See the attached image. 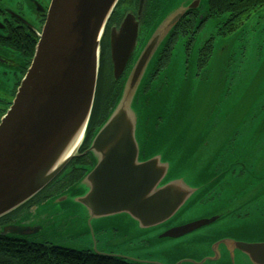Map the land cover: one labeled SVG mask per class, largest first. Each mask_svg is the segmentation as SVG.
<instances>
[{
	"label": "rangeland",
	"instance_id": "374dc122",
	"mask_svg": "<svg viewBox=\"0 0 264 264\" xmlns=\"http://www.w3.org/2000/svg\"><path fill=\"white\" fill-rule=\"evenodd\" d=\"M205 3L203 0L199 7L202 15ZM189 5L190 0L160 3V8L150 14V23L140 31L125 75L159 21ZM224 22V17L210 18L198 26L196 34L178 36L168 59L158 64L168 37L152 58L131 109L137 116L136 138L142 150L139 160H158L169 170L165 183L180 182L198 189L197 197L167 222L143 228L127 214L93 218L77 200L86 187L66 190L40 203L24 220L19 217L27 209L13 215L18 222L12 225L36 231L17 235L20 239L131 258L142 264H194L201 258L192 259V252L206 246L199 241L201 237L231 234L249 241L264 237V214L253 205L264 201V7L220 36ZM188 38H192L190 43ZM210 38L211 56L205 61L207 52L200 54V50ZM107 52L101 83L103 78H113ZM14 71L6 68L7 77L0 76L2 90L12 86ZM97 104L96 121L106 113L103 101ZM209 197H215L216 203L210 208L198 206V201ZM231 199L242 202L241 209L250 216L236 218L235 210L182 237H160L184 222L211 217L218 211L215 206ZM229 209L233 210L231 206ZM244 227L256 230L247 237L241 231ZM175 256L181 259L174 262ZM201 264L230 263L208 260ZM236 264L247 263L237 258Z\"/></svg>",
	"mask_w": 264,
	"mask_h": 264
},
{
	"label": "water",
	"instance_id": "95a60500",
	"mask_svg": "<svg viewBox=\"0 0 264 264\" xmlns=\"http://www.w3.org/2000/svg\"><path fill=\"white\" fill-rule=\"evenodd\" d=\"M119 2L51 0L31 65L0 121V219L29 203L81 156L78 152L87 136L95 101L101 42ZM199 3L190 0L189 6L159 21L129 69L115 106L83 153L89 156L92 166L68 191L86 187L77 200L93 218L127 214L141 227L153 228L173 218L197 197L198 189L180 182L165 183L169 170L158 160H139L142 150L136 138L137 116L131 109L157 50L184 14ZM137 36L138 23L131 14L118 29L111 27L109 50L114 81L125 73ZM232 212L227 208L219 215L184 222L160 237H182ZM254 230L241 228L247 237ZM34 232L9 225L3 227L0 236L19 239L17 235ZM233 237L236 239L201 237L199 241L206 246L192 252V259L201 258L193 263L224 260L236 264L237 258H242L247 264H264V237L252 241ZM94 254L142 264L131 258ZM175 258L174 262L181 259Z\"/></svg>",
	"mask_w": 264,
	"mask_h": 264
},
{
	"label": "flooded vegetation",
	"instance_id": "af4514ba",
	"mask_svg": "<svg viewBox=\"0 0 264 264\" xmlns=\"http://www.w3.org/2000/svg\"><path fill=\"white\" fill-rule=\"evenodd\" d=\"M165 1L166 0H137L135 2V0H131L128 4L117 10L118 12L114 16L116 19L112 27L114 26L118 29L122 25L124 19L131 14L135 17V20L138 23L139 36L141 29L150 23V14L156 11L158 6L160 8V3ZM202 2L203 0H200L199 6L196 9L186 12L178 23L194 19L196 27H198L203 22H207L210 18H221L211 17L209 15L208 0H204V2H206L205 12L204 15H202L199 10ZM50 4L51 0H0V76L7 77V75H5V73H7L6 68H13L15 70L13 72V84L10 89L2 90L0 87V121L13 104L17 91L31 65L39 35L47 19ZM222 17H224L226 21V16ZM17 57L19 58V62L16 61ZM85 151L83 153H85ZM83 153H78L81 155V158L77 157L78 161L76 160V162L74 161L71 165H68L60 175L62 176L66 173L62 179H60L59 176V178L53 181L54 183L52 182V184L28 204V206L22 208L25 210L27 209V211H21V213L24 214L19 217V220H24L25 216L29 214L32 209H36L40 203L44 202L49 197L54 194L65 192L80 181L78 178L79 174H83L82 168L84 169L91 166L89 156L86 155L85 157H82L84 156ZM248 184L249 183L246 182L245 187L249 186ZM206 199L199 202L198 206L203 207L207 205L208 208H210V204H214L215 202V197H209ZM221 205V207L215 206L218 211L213 212L211 216L225 212L230 206L233 209V212L236 210V213L234 212L236 218H246L251 214L247 210L243 212V209H241L243 203L238 200L231 199V202H223ZM253 205H256L257 208L260 207L261 214H264V201L255 202ZM17 222L18 220L16 219V216H13L10 218V223L7 225H12ZM236 232L240 231L238 230ZM210 238H213L214 240L223 238L236 239L231 234H226L225 236L217 238L211 236Z\"/></svg>",
	"mask_w": 264,
	"mask_h": 264
},
{
	"label": "trees",
	"instance_id": "16d2710c",
	"mask_svg": "<svg viewBox=\"0 0 264 264\" xmlns=\"http://www.w3.org/2000/svg\"><path fill=\"white\" fill-rule=\"evenodd\" d=\"M130 1L131 0H120L117 8L115 9L113 15L111 16L106 26L103 35V39L101 42L100 68H99L95 101L90 119V124L87 131V136L85 138L82 147L78 152L80 154L83 153L86 149H88L96 130L102 125V123L105 121V119L107 118L113 107L115 106L119 94L121 92L124 79L126 77V75H123L118 81H113V78L111 80H107L103 78V83L99 81L101 77L102 66L105 63V53L107 51H108L107 53H109V56H107V58H109L110 60L109 34H110V29L116 19L114 18V16L117 14L118 12L117 10L119 8H122ZM136 1L137 0H135V2ZM208 6H209V15L211 17L226 16V21L223 24V29L222 30L220 29L221 31H219V35L224 36L232 32L236 28L238 22L248 18L253 12L264 7V0H208ZM197 30L198 27H196L194 19L189 21H182L178 23L171 32L168 41L166 42L161 54L159 55L158 64H162L168 59L171 49L173 48L174 43L177 41L178 36H185L187 34H196ZM191 40L192 38H188L189 43ZM212 42H213V38H210L208 41L205 42L206 45L204 46V48L200 50V54L202 53V51L207 52L205 57L203 58V60L205 61H207L211 56ZM110 66L112 67L111 63ZM101 100L103 101V104L106 105L105 107L106 113L104 115H101L102 117L98 121H96L95 119L96 117H98L99 114L97 113V108H98L97 102H101ZM85 156L86 155L82 157ZM76 160L77 158H74L69 165H71L74 161L76 162ZM90 163L92 166L91 161ZM91 166H89L88 168H90ZM88 168H84V169L82 168L83 174H79V178H78L79 180H81L85 176V174L88 171ZM65 174L66 173H64L62 177L65 176ZM41 193H39L34 199H36ZM34 199H32L25 206H28V204H30ZM19 210L0 219V231L3 229V227H5V225L10 223V218H12L13 215L16 214V212H18ZM0 264H132V263H129L126 260L115 257L94 254L93 252L87 250L77 251V250L65 249L62 247H56L46 244H35V243L32 244V243H28L24 239H20V238L16 239L14 237L10 238V237L0 236Z\"/></svg>",
	"mask_w": 264,
	"mask_h": 264
},
{
	"label": "bare ground",
	"instance_id": "6f19581e",
	"mask_svg": "<svg viewBox=\"0 0 264 264\" xmlns=\"http://www.w3.org/2000/svg\"><path fill=\"white\" fill-rule=\"evenodd\" d=\"M247 234V233H246Z\"/></svg>",
	"mask_w": 264,
	"mask_h": 264
}]
</instances>
